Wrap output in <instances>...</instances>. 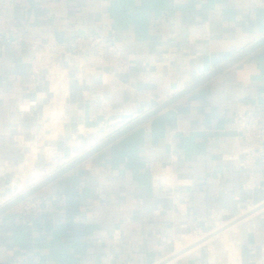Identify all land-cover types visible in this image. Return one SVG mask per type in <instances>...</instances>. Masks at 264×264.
I'll list each match as a JSON object with an SVG mask.
<instances>
[{
	"label": "crops",
	"instance_id": "1",
	"mask_svg": "<svg viewBox=\"0 0 264 264\" xmlns=\"http://www.w3.org/2000/svg\"><path fill=\"white\" fill-rule=\"evenodd\" d=\"M0 13L25 38L0 42V205L20 193L23 167L31 177L53 173L264 37V0H0ZM78 28L121 41L135 65L119 80L106 74L109 85L86 74L79 88L59 67L49 102L45 76H31L28 39L70 40ZM245 103L264 114V43L41 188L57 196L50 215L29 224L13 209L1 213L0 264H104L106 250L114 264H162L167 239L175 236V247L190 230L228 220L237 196L262 200L264 163L255 170L262 187L247 188L248 170L227 158L234 112ZM112 113L108 130L86 128V115L97 126ZM47 117L59 124L53 134L61 121L74 127L77 144L61 152L38 143ZM237 239L242 264H264L263 217L243 223ZM169 264L212 262L197 252Z\"/></svg>",
	"mask_w": 264,
	"mask_h": 264
},
{
	"label": "built area",
	"instance_id": "2",
	"mask_svg": "<svg viewBox=\"0 0 264 264\" xmlns=\"http://www.w3.org/2000/svg\"><path fill=\"white\" fill-rule=\"evenodd\" d=\"M24 39L20 32L8 27V18L0 13V42L15 43ZM28 41L31 43L33 50V54L28 60L31 76L36 78L39 75H44L46 80L51 83L53 80L50 75L52 69L56 66L67 70L68 73H74V75H81L82 77L90 73H100L102 82H105L106 74L111 75L112 80H117L120 74L128 72L135 65V58L131 54H125L121 41L106 38L102 33L83 28H78L76 34L70 40H58L43 36L41 38L28 39ZM71 79L74 78L71 76ZM51 83L49 89L52 92ZM233 120L235 150L227 158L233 160L239 168L248 170L247 188H261L262 185L257 182L255 170L259 162L264 163V114L258 108L245 103L240 104L236 108ZM41 173L42 178L49 175L46 172ZM42 178L40 177V180L36 178V183L41 181ZM22 192L20 191V193ZM235 199L238 210L246 207V211H252L258 208L255 214L264 211V198L258 202L253 201L252 198H247L243 201L239 196ZM56 200V194L41 193L38 190L22 199L11 209L19 216L28 219L29 224H32L34 219L50 215L54 211ZM260 217L264 218V212L260 214ZM203 230L202 228H194L189 232L196 233ZM113 237L117 238L118 236ZM167 240L171 241L170 238ZM234 244H237L238 247L237 240L234 241ZM208 259L212 262L209 257ZM218 259L220 264H233L232 261H227L226 257ZM21 264L47 263L25 259ZM104 264H114V253L112 251L106 250ZM212 264L216 263L212 262ZM239 264H242L241 254L239 256Z\"/></svg>",
	"mask_w": 264,
	"mask_h": 264
},
{
	"label": "rangeland",
	"instance_id": "3",
	"mask_svg": "<svg viewBox=\"0 0 264 264\" xmlns=\"http://www.w3.org/2000/svg\"><path fill=\"white\" fill-rule=\"evenodd\" d=\"M52 72H53V69H52ZM109 77V75H107ZM51 78V77H50ZM110 78L112 80V77L110 75ZM53 80V74H52V78ZM69 81L71 82V79H69ZM63 82H66V79L63 80ZM51 82L48 81V87L50 85ZM51 87H52V92L49 93L48 95V101L50 102L51 101V98H53V96H55V92H54V88H53V85L51 83ZM50 90V89H49ZM63 90H60V93L58 94V100L62 99L60 98L61 95H63ZM64 107V106H63ZM110 115H102V116H99L97 119L98 120H94L95 124L97 125V122H98V125L95 126L93 125L92 126V129L93 130H108L110 127H107V122L108 120L110 119ZM93 120V119H92ZM63 121H61V124L60 126H62V128H59V131L55 134H53L54 130L56 129L57 127V123H49V118L47 117L46 118V123H45V129H41L38 136L39 137V140H38V143H44V144H48L49 142L51 143H54V145H56V148L58 147V150H60L61 152H64L65 150H67V148H69V145L68 144H73V143H76L78 142V138H79V134H77V132L74 130V127L70 129L69 125L68 126H65V125H62ZM59 125V124H58ZM112 126V125H111ZM64 127H66V129H64ZM105 128V129H104ZM51 137H50V135ZM53 135V136H52ZM48 136V137H47ZM73 136H75V138H73ZM33 146H36L37 145H33ZM40 148H43L44 145L42 144L39 145ZM79 146H77V148L74 150L76 153L79 151H82V148H78ZM79 155H83V152L80 153ZM78 155V156H79ZM77 156V157H78ZM75 159V158H74ZM73 160V159H72ZM70 162V161H69ZM30 166V165H29ZM25 171V179L22 180L20 178V173L22 171ZM23 170L21 172H19V177L17 178L16 181L18 182H22V186H21V192L23 190H26L27 188L33 186L35 183H36V178H37V175L40 174L41 172H38L35 177H31V173L30 175H28V168H24L23 167ZM28 171V172H27ZM44 172V171H43ZM47 172V171H46ZM51 174V173H50ZM49 174V175H50ZM41 176V175H40ZM45 178V177H44ZM24 182V183H23ZM38 182V181H37ZM11 195V196H10ZM13 193H9V196L10 197H6L4 198L3 200V204H5L8 200H10L12 197H13ZM15 196V195H14ZM1 202V201H0ZM2 206V204L0 205ZM246 208V207H245ZM245 208H242L241 210H238L233 216H231L228 220L225 219L221 222H219L218 224L216 225H213L211 226L209 229H204L203 231L201 232H196V233H188L189 235H191V239L189 241H187L186 243H183L185 244L184 246H182L180 248V245L177 246L178 248L176 249L173 245V237L172 236V239H171V242H169V252L168 254L171 255L169 258H167V260L165 261L166 264H169L168 262L171 260V261H175L177 258L181 257V256H188L190 254H194V253H197V252H201L203 254H205V256H207V258L209 257L213 263H216V264H220L219 262V259H222L224 257H226V260L227 261H232L233 264H239V256H240V250L238 249L239 247H237V244H234V241L235 240H238L237 238L240 237V232H241V226L243 223H245L247 220L251 219V218H254V217H257V216H260V214L264 211H261L260 213L258 214H255L256 211H246ZM246 214V215H245ZM255 214V215H253ZM253 215L252 217L248 218V216H251ZM244 218H248L247 220H243L241 222L238 223V230L239 232L237 231H232L233 229L229 230V229H225L227 226H229V224L231 225L232 223H234L235 220H240V219H244ZM234 219V220H232ZM229 220H232V221H229ZM226 222V223H225ZM216 228H219V230H216L214 231V229ZM225 229V230H223ZM214 231V232H213ZM229 231V232H228ZM233 232V233H232ZM239 234V235H238ZM203 238V239H202ZM206 238V239H205ZM230 238H232L231 240V244H230V241L229 242H226L223 244V241L224 239L225 240H230ZM210 239V240H209ZM234 239V241H233ZM202 240V241H201ZM206 240V241H205ZM205 241V243H203ZM203 243V244H202ZM196 244V245H194ZM201 244V245H200ZM194 245V246H193ZM200 245V246H199ZM188 246H192L191 248ZM198 246V248H197ZM223 246V247H222ZM233 247V248H231ZM188 248V249H187ZM180 249V250H178ZM185 250H189L190 252L187 253V254H176V253H179L180 251H184ZM219 249L221 250L222 252L219 253L220 257L219 256H215V251ZM178 250V251H176ZM231 250V251H229ZM234 250V251H233ZM174 251H176V255L175 254H171L173 253ZM236 251V252H235ZM186 252V251H184ZM233 254V255H232ZM239 254V255H238ZM180 255V256H179ZM222 256V257H221ZM174 257V258H173ZM177 257V258H176ZM213 258V259H212ZM171 263V262H170ZM165 264V263H164Z\"/></svg>",
	"mask_w": 264,
	"mask_h": 264
},
{
	"label": "water",
	"instance_id": "4",
	"mask_svg": "<svg viewBox=\"0 0 264 264\" xmlns=\"http://www.w3.org/2000/svg\"><path fill=\"white\" fill-rule=\"evenodd\" d=\"M263 43H264V37L261 38L260 40H258L257 42L251 44L250 46H248L247 48L242 50L240 53H238L237 55L233 56L232 58H230L227 61H225L224 63H222L221 65L217 66L214 70H212L211 72H209L208 74H206L202 78L196 80L195 82H193L192 84H190L189 86L184 88L183 90H181L178 93H176L175 95L171 96L168 100H166L162 104H159V105L155 106L149 112H147V113L135 118L129 124H127L126 126L121 128L120 130L116 131L115 133L111 134L110 136H108L107 138L102 140L100 143H98L97 145L93 146L91 149L87 150L85 152L84 156L75 158L74 160L68 162L67 164H65L64 166H62L58 170H56L53 174H50L49 176L44 178V180H41V181L37 182L33 186L27 188L25 191H23L22 193H20L19 195H17L13 199H11L10 201L6 202L5 204H2V206H0V214L5 212V211H7V210H10L17 203H19L22 199H24V198L28 197L29 195H31L32 193L40 190L41 188H43L45 185H47L49 182H51L54 178H56L58 175H60L64 171H66V170L70 169L71 167L75 166L76 164L80 163L85 158H87L88 156H90L94 152L98 151L100 148H102L103 146H105L106 144L111 142L113 139H115L119 135H121L124 132L130 130L131 128L137 126L138 124L143 122L145 119H147V118L151 117L152 115H154L155 113H157L163 107H165L168 104L174 102L182 94H184V93L188 92L189 90L193 89L194 87H196L198 84L202 83L205 79H207L211 75H213V74L219 72L220 70H222L223 68L235 63L238 59H240L243 56L247 55L248 53H250L251 51H253L257 47L262 45Z\"/></svg>",
	"mask_w": 264,
	"mask_h": 264
},
{
	"label": "bare ground",
	"instance_id": "5",
	"mask_svg": "<svg viewBox=\"0 0 264 264\" xmlns=\"http://www.w3.org/2000/svg\"><path fill=\"white\" fill-rule=\"evenodd\" d=\"M60 68H59V66H56V67H54L53 68V72H51V78H52V74H53V82H52V85H53V88H54V92H55V96H57V94H56V92H57V89H58V80H57V77H59V75L61 76L62 74L60 73ZM66 72V71H65ZM70 76H73L74 78H75V80H74V82H75V85L74 86H72L71 88H79L80 86H81V83H82V79H83V77L81 76V75H74V73H70L69 74ZM88 78V77H87ZM110 78V77H109ZM88 81V80H87ZM105 82H106V84H108L109 85V83H111L110 82V80H109V82L108 81H106L105 80ZM107 85V86H108ZM100 87V86H99ZM64 88H69L68 87V85H66V86H64ZM70 90V88L68 89V91ZM75 90V89H74ZM73 90V91H74ZM55 96H53V98H55ZM57 98V97H56ZM62 104V103H61ZM90 109V108H89ZM49 111V110H48ZM46 112H47V110H46ZM47 115H48V113H47ZM59 116V115H58ZM82 119H81V121H83V117H81ZM117 116L115 115V114H111V116H110V119L108 120V122H107V127H110L116 120H117ZM51 120H53V119H51ZM84 120H85V124H86V128H88V129H91L92 128V126L93 125H91V122H92V119L91 118H89L87 115L84 117ZM54 121H55V119H54ZM61 121V120H60ZM58 125V124H57ZM64 125V124H63ZM66 125H68V124H66ZM84 126V125H83ZM82 127V126H81ZM58 128V127H57ZM59 128H62V127H59ZM84 129H85V127H84ZM80 130H81V128H80ZM87 130V129H86ZM55 131H56V129H55ZM83 132H84V130H83ZM56 134V133H55ZM50 135V134H49ZM53 136V135H52ZM48 137V136H47ZM50 137H51V135H50ZM97 145V144H96ZM32 148H33V146H32ZM36 148V147H35ZM92 148V147H91ZM90 148V149H91ZM37 150V149H36ZM33 151L35 152V150L33 149ZM35 154V153H34ZM85 155V152L83 153V155L82 156H84ZM35 156V155H34ZM81 155H79L78 157H82ZM78 157H76V158H78ZM74 160V159H73ZM72 161V160H71ZM30 165V164H29ZM30 168V167H29ZM55 172V171H54ZM53 172V173H54ZM35 173H36V171H35ZM53 173H51V174H53ZM21 174H22V172H21ZM22 176H23V174H22ZM25 176V175H24ZM49 176V175H48ZM42 177V176H41ZM36 178V177H35ZM23 179H24V177H23ZM39 179V178H38ZM41 180H44V179H41ZM24 183V182H23ZM22 186V185H21ZM257 209L258 208H256V209H253L252 211H256L257 212ZM246 215V214H245ZM249 217V216H248ZM246 218H244V219H240V220H235L234 221V223H232L231 225L229 224V226H227L225 229L227 230V229H229V230H231V229H233L232 231H237V232H239V230H238V223L239 222H241V221H243V220H245ZM231 221V220H230ZM226 223V222H225ZM219 229V228H218ZM225 229H223V230H225ZM229 232V231H228ZM233 233V232H232ZM239 235V234H238ZM191 235H189V234H186V235H182L181 236V239L180 240H178L176 243H175V247L176 246H179L180 245V248L183 246V243H186L187 241H189L190 239H191V237H190ZM203 239V238H202ZM206 239V238H205ZM232 238H230V240H231ZM229 240V239H228ZM202 241V240H201ZM233 241H234V239H233ZM205 242V241H204ZM230 244H231V242H230ZM182 245V246H181ZM194 245H196V244H194ZM193 245V246H194ZM201 245V244H200ZM190 246H188V248H189ZM192 247V246H191ZM190 247V248H191ZM178 247H176V249H177ZM183 248V247H182ZM187 248V249H188ZM198 248V247H197ZM231 248H233V247H231ZM234 249V248H233ZM178 250H180V249H178ZM185 250V249H184ZM217 251V250H216ZM229 251H231V250H229ZM234 251V250H233ZM182 252H184L183 250L182 251H180L179 253H176V254H184V253H182ZM188 252V251H187ZM236 252V251H235ZM175 254V255H176ZM186 254V253H185ZM233 255V254H232ZM239 255V254H238ZM180 256V255H179ZM172 257V256H171ZM222 257V256H221ZM174 258V257H173ZM177 258V257H176ZM166 261V260H165ZM230 261V260H229ZM162 262H164V261H162ZM170 262H173V261H169L168 263H170ZM160 263V262H159ZM161 264V263H160ZM162 264H164V263H162ZM166 264V263H165Z\"/></svg>",
	"mask_w": 264,
	"mask_h": 264
}]
</instances>
